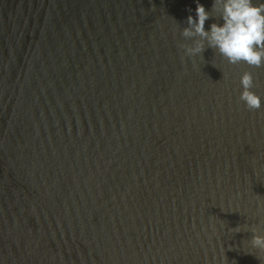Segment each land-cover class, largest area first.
I'll return each mask as SVG.
<instances>
[{
    "label": "water",
    "instance_id": "1",
    "mask_svg": "<svg viewBox=\"0 0 264 264\" xmlns=\"http://www.w3.org/2000/svg\"><path fill=\"white\" fill-rule=\"evenodd\" d=\"M195 7L0 0V264H264V65L185 55Z\"/></svg>",
    "mask_w": 264,
    "mask_h": 264
},
{
    "label": "clouds",
    "instance_id": "2",
    "mask_svg": "<svg viewBox=\"0 0 264 264\" xmlns=\"http://www.w3.org/2000/svg\"><path fill=\"white\" fill-rule=\"evenodd\" d=\"M213 16L222 23H210L206 29V21ZM181 35L192 41L190 45H181L188 57H203L207 45L230 64L264 65V0H213L211 12L196 0L195 15L186 17ZM240 85L239 99L248 109H259L261 98L251 91L252 74L244 72ZM235 230L239 232V226ZM256 233L253 230L252 247L264 251V235Z\"/></svg>",
    "mask_w": 264,
    "mask_h": 264
}]
</instances>
